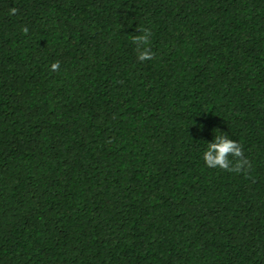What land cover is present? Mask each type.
<instances>
[{"label": "trees", "instance_id": "obj_1", "mask_svg": "<svg viewBox=\"0 0 264 264\" xmlns=\"http://www.w3.org/2000/svg\"><path fill=\"white\" fill-rule=\"evenodd\" d=\"M0 264H264V0H0Z\"/></svg>", "mask_w": 264, "mask_h": 264}, {"label": "clouds", "instance_id": "obj_2", "mask_svg": "<svg viewBox=\"0 0 264 264\" xmlns=\"http://www.w3.org/2000/svg\"><path fill=\"white\" fill-rule=\"evenodd\" d=\"M16 13V9H12ZM140 35L132 37V43L136 45L138 59L143 61L153 60L155 54L149 47L152 33L147 28L138 29ZM23 32L27 35L28 29ZM60 69V62L56 61L51 65V71L57 72ZM203 159L209 168H218L225 172L242 173L251 169V162L245 157L243 146L230 139L227 135L216 134V141L208 144L207 150L203 154Z\"/></svg>", "mask_w": 264, "mask_h": 264}]
</instances>
